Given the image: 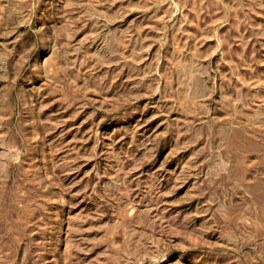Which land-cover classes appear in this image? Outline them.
I'll use <instances>...</instances> for the list:
<instances>
[{"label":"rangeland","instance_id":"obj_1","mask_svg":"<svg viewBox=\"0 0 264 264\" xmlns=\"http://www.w3.org/2000/svg\"><path fill=\"white\" fill-rule=\"evenodd\" d=\"M0 264H264V0H0Z\"/></svg>","mask_w":264,"mask_h":264}]
</instances>
